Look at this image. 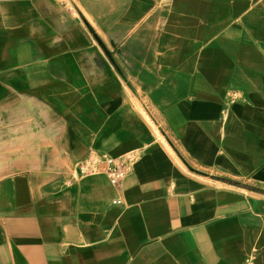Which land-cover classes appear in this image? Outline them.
<instances>
[{"label": "crops", "instance_id": "1", "mask_svg": "<svg viewBox=\"0 0 264 264\" xmlns=\"http://www.w3.org/2000/svg\"><path fill=\"white\" fill-rule=\"evenodd\" d=\"M0 264H264V0H0Z\"/></svg>", "mask_w": 264, "mask_h": 264}, {"label": "built area", "instance_id": "2", "mask_svg": "<svg viewBox=\"0 0 264 264\" xmlns=\"http://www.w3.org/2000/svg\"><path fill=\"white\" fill-rule=\"evenodd\" d=\"M140 158L139 152H130L120 158L107 155H92L83 165L79 166L81 174L95 173L105 170L111 182L119 185L129 175Z\"/></svg>", "mask_w": 264, "mask_h": 264}, {"label": "bare ground", "instance_id": "3", "mask_svg": "<svg viewBox=\"0 0 264 264\" xmlns=\"http://www.w3.org/2000/svg\"><path fill=\"white\" fill-rule=\"evenodd\" d=\"M15 144V143H14ZM17 146V145H16ZM14 147V146H13ZM32 155V154H31ZM37 157V156H36Z\"/></svg>", "mask_w": 264, "mask_h": 264}]
</instances>
